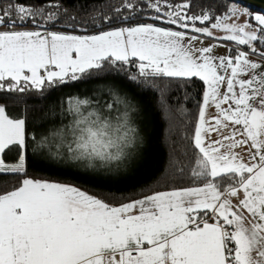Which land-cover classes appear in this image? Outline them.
Here are the masks:
<instances>
[{
	"label": "snow or ice",
	"instance_id": "6c2138e0",
	"mask_svg": "<svg viewBox=\"0 0 264 264\" xmlns=\"http://www.w3.org/2000/svg\"><path fill=\"white\" fill-rule=\"evenodd\" d=\"M76 4L0 0V176L16 178L0 191V264H264V15L236 0H120L103 16ZM197 81L196 118L179 131L173 112L186 109L170 86ZM87 84L57 101V127L8 111L26 92ZM128 89L153 94L178 129L166 190L93 193L30 175L65 165L118 184L138 171L143 109Z\"/></svg>",
	"mask_w": 264,
	"mask_h": 264
},
{
	"label": "trees",
	"instance_id": "16d2710c",
	"mask_svg": "<svg viewBox=\"0 0 264 264\" xmlns=\"http://www.w3.org/2000/svg\"><path fill=\"white\" fill-rule=\"evenodd\" d=\"M64 7H67L70 12L75 13L79 5L76 0H60ZM120 0H89V8H96L99 16L115 15L110 11V7L117 6ZM199 0H193V4L198 3ZM238 6L247 8L251 12H257L262 15L260 10L244 5L236 1ZM194 11L196 9H193ZM127 14V13H125ZM99 19V17H98ZM253 22V21H252ZM107 27V25H105ZM89 31H93L89 27ZM200 82L197 81L194 85L188 88H177L175 85L170 86L169 95L171 96L172 107L175 109L177 102H180L186 109V114L183 117L178 116L175 111L173 115L176 116L177 122L183 120L187 128H179V131L187 132L197 115V100L200 94ZM95 84L81 85L79 89H62L55 90L51 94L45 93L41 97L36 92H26L21 94L25 103L14 105L8 103V111L14 117L19 116L27 108L29 117L46 115L49 123L48 128L57 127L60 123L59 111L56 110L57 101L63 98L68 92H83L88 89L95 88ZM129 93L135 97V100L143 109L140 126L142 129L144 144L143 148L146 153V163L131 176L121 183H111L95 177L92 175H84L71 170L65 165H57L56 167L44 171H35L29 168L30 175L39 179H48L62 183L75 184L82 189L89 192L106 193L108 191L119 193L138 194L139 192H150V190H166L163 182L164 169L167 165L168 156L171 146L174 141L179 138L178 129L173 128L170 131L169 122L162 116L157 108V98L153 94L145 96L136 95L132 89H128ZM46 97V98H45ZM0 100V103H4ZM16 183V178L11 176H0V191L10 190L11 186ZM150 186V187H149Z\"/></svg>",
	"mask_w": 264,
	"mask_h": 264
},
{
	"label": "crops",
	"instance_id": "0c3cea01",
	"mask_svg": "<svg viewBox=\"0 0 264 264\" xmlns=\"http://www.w3.org/2000/svg\"><path fill=\"white\" fill-rule=\"evenodd\" d=\"M238 7H239V10H241V11H243L244 9H247V8L242 7V6H238ZM248 11L251 12L250 10H248ZM251 13H257V12H251ZM253 23H254V21H253ZM221 35H223V33L217 32V36H221ZM210 42L211 41H207L206 43H210ZM221 43L227 45L228 43H232V42L221 41ZM216 51H217V54H224L225 51H226V48L225 47H218L216 49ZM213 115H215V109L214 108H210L209 111H208V117L210 118ZM225 134H227V133L225 132ZM212 138H216L215 134H213Z\"/></svg>",
	"mask_w": 264,
	"mask_h": 264
},
{
	"label": "water",
	"instance_id": "95a60500",
	"mask_svg": "<svg viewBox=\"0 0 264 264\" xmlns=\"http://www.w3.org/2000/svg\"><path fill=\"white\" fill-rule=\"evenodd\" d=\"M239 3L256 8L264 13V0H236Z\"/></svg>",
	"mask_w": 264,
	"mask_h": 264
},
{
	"label": "rangeland",
	"instance_id": "374dc122",
	"mask_svg": "<svg viewBox=\"0 0 264 264\" xmlns=\"http://www.w3.org/2000/svg\"><path fill=\"white\" fill-rule=\"evenodd\" d=\"M258 13H252L253 16L257 15ZM260 14V13H259ZM246 19V17H241V20L239 22H243V20ZM254 21V20H253Z\"/></svg>",
	"mask_w": 264,
	"mask_h": 264
},
{
	"label": "built area",
	"instance_id": "2783aa9c",
	"mask_svg": "<svg viewBox=\"0 0 264 264\" xmlns=\"http://www.w3.org/2000/svg\"><path fill=\"white\" fill-rule=\"evenodd\" d=\"M227 45H228V46H234L233 43H228Z\"/></svg>",
	"mask_w": 264,
	"mask_h": 264
}]
</instances>
